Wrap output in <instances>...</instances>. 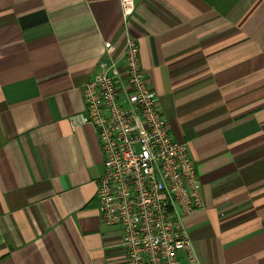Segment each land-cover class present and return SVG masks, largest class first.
Listing matches in <instances>:
<instances>
[{"label": "crops", "instance_id": "crops-1", "mask_svg": "<svg viewBox=\"0 0 264 264\" xmlns=\"http://www.w3.org/2000/svg\"><path fill=\"white\" fill-rule=\"evenodd\" d=\"M0 0V264H123L81 86L129 34L203 208L199 264H264V0Z\"/></svg>", "mask_w": 264, "mask_h": 264}, {"label": "built area", "instance_id": "built-area-1", "mask_svg": "<svg viewBox=\"0 0 264 264\" xmlns=\"http://www.w3.org/2000/svg\"><path fill=\"white\" fill-rule=\"evenodd\" d=\"M120 8L127 29L134 0H120ZM81 97L71 128L90 125L96 134L97 211L103 227L119 230L123 264H199L183 224L203 208L195 164L168 128L134 38L126 34L118 59L102 63Z\"/></svg>", "mask_w": 264, "mask_h": 264}]
</instances>
